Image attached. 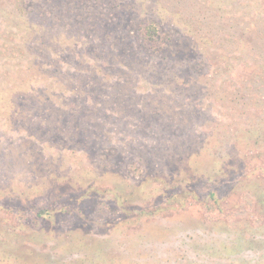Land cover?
<instances>
[{"label": "rangeland", "instance_id": "obj_1", "mask_svg": "<svg viewBox=\"0 0 264 264\" xmlns=\"http://www.w3.org/2000/svg\"><path fill=\"white\" fill-rule=\"evenodd\" d=\"M253 1L0 0V264H264Z\"/></svg>", "mask_w": 264, "mask_h": 264}, {"label": "trees", "instance_id": "obj_2", "mask_svg": "<svg viewBox=\"0 0 264 264\" xmlns=\"http://www.w3.org/2000/svg\"><path fill=\"white\" fill-rule=\"evenodd\" d=\"M251 2H252V0H251ZM252 5L255 6V7L261 6V0H254ZM145 35H146V36H144L145 43L147 45H149L148 46L149 49L154 51V52L155 51H160V48H161L160 45L162 44V40L163 39L161 38V36H159L158 28L156 26H154V25H148L147 29H146V32H145ZM162 46H164V42H163ZM35 93L38 94V96H37L36 99L32 100L31 97ZM17 96H19L23 100H31L32 102H35L36 104L39 103L40 101H44V102L49 103V104L52 105V102H53V96L47 90H43V91L39 92V91H37V89L34 86H32L30 89H28V90H26L24 92L17 93L16 97ZM193 152L194 151H192V153H190V155H192ZM139 189H141V188H139ZM139 193H140V191H139ZM185 196L186 195H184V194L183 195L179 194L176 197V200L177 201H181V200L185 199ZM48 212L51 213L53 211L42 212V213H39V214L43 215V214L48 213ZM54 212H55L54 214L57 213L56 211H54ZM116 226L117 225H115V226H113L111 228L116 229Z\"/></svg>", "mask_w": 264, "mask_h": 264}]
</instances>
